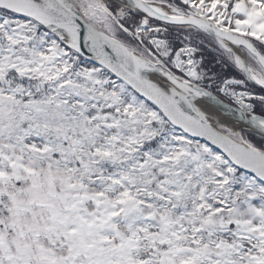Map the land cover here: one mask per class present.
I'll use <instances>...</instances> for the list:
<instances>
[{
  "label": "snow or ice",
  "instance_id": "snow-or-ice-1",
  "mask_svg": "<svg viewBox=\"0 0 264 264\" xmlns=\"http://www.w3.org/2000/svg\"><path fill=\"white\" fill-rule=\"evenodd\" d=\"M0 264H264V0H0Z\"/></svg>",
  "mask_w": 264,
  "mask_h": 264
}]
</instances>
